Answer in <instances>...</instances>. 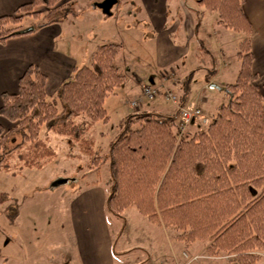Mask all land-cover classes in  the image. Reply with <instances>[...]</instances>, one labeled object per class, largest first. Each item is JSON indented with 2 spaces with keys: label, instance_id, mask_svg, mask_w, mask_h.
Returning a JSON list of instances; mask_svg holds the SVG:
<instances>
[{
  "label": "trees",
  "instance_id": "1",
  "mask_svg": "<svg viewBox=\"0 0 264 264\" xmlns=\"http://www.w3.org/2000/svg\"><path fill=\"white\" fill-rule=\"evenodd\" d=\"M244 1L195 0L215 12L219 25L243 34L236 52L238 74L225 85L228 101L218 105L205 129L183 132L177 141L178 107L135 111L126 116L107 155L94 154L86 133L93 122L109 120L105 99L126 78L117 64L121 44L100 43L90 63L74 66L54 96L47 95L46 74L33 63L18 77L15 92L0 93V116L11 123L8 129L0 124V171L9 172L12 160L19 168L40 169L56 156L39 137L44 125L72 139L96 167L108 160V212L120 216L133 206L184 243L207 241L209 255L256 264L264 248V83L253 68L252 24ZM68 11L61 0L24 2L0 15V43L58 22ZM28 15L42 20L26 27ZM15 131L21 142L6 149Z\"/></svg>",
  "mask_w": 264,
  "mask_h": 264
},
{
  "label": "rangeland",
  "instance_id": "2",
  "mask_svg": "<svg viewBox=\"0 0 264 264\" xmlns=\"http://www.w3.org/2000/svg\"><path fill=\"white\" fill-rule=\"evenodd\" d=\"M102 1L72 0L70 4L74 7L75 12L68 11L70 15L64 22L67 33L75 30L79 23L86 28L92 24L95 31L101 30V39H98L100 44L106 40L120 42L119 34L122 32L126 50H131L134 55L140 56L150 63H153L155 58L157 60L155 62H159L161 59L162 65L159 67L156 64L158 70L154 79L165 72L176 71L175 78L174 76L167 77L163 81L164 87L168 86V83V87H172L173 91L170 89L168 91L175 95L176 101H178L180 92H184L185 87L183 88V86L187 82L190 83V104L193 106L195 101L200 100L199 107L205 113L207 122H200L199 127L205 128L214 117L215 106L222 102L226 103L228 97L226 93L219 92L214 87L204 90L202 87L209 78V74L214 73V71L210 72L214 67L218 75L217 83L222 82L221 80L234 82L240 65L236 52L243 34L217 25L214 21L215 12L206 11L209 16L205 17L204 22L208 19L210 34L209 37L205 34L202 38V46L198 44L200 46L199 51L195 45L192 50H188L187 54L185 52L181 54L182 49L184 51L190 47L183 45L182 41L180 43L174 41L171 46L163 47L161 53L158 52L157 56H154L155 39H149L150 36L154 35V25L147 23L145 28L139 23H136L137 26L134 28L129 22H122L119 24L120 26L115 25L116 18L114 16L109 17L110 15L103 14L100 8L96 12L91 10L93 5L98 6ZM138 1L119 0L112 14L115 15L116 7H118L121 17H125L128 8V11L132 13L129 19L137 21L141 19L140 14H142ZM173 1L177 3V0H165L164 2V7H169L167 10L168 18L171 16V2ZM189 3H192V7L199 6L195 0H188V6H190ZM102 16L106 18L104 23L100 20ZM41 20L42 16L34 18L28 15L23 19V23L27 27ZM95 23L97 24L96 27L94 26ZM166 23H168V19ZM127 24H129V29L124 31ZM143 35L147 37L146 43L138 44V37ZM218 45L221 46V49H218ZM165 48H168V52L164 51ZM124 57L125 52H121L117 64L125 75L130 76L137 63L129 58L124 60ZM169 60H173V63L166 65ZM89 63L90 61L86 64ZM176 78L178 81L173 87L170 82ZM126 81L105 99L104 106L107 109L109 120L107 122H93L91 130L86 133V137L92 141L93 153L96 155H107L110 143L120 132L126 116L145 108L141 106L142 102L145 104L148 102L150 106L152 103L155 105L154 101L158 100V102L166 101V103L171 102L172 105H175L172 101L165 99L162 94L152 99L144 97L132 105L131 103L139 96L144 85H154L156 82L144 79L146 84H143L138 92L135 89V82L129 88L130 86H127ZM160 82L161 80L158 83ZM162 87L159 88L162 89ZM162 93H165L164 89ZM47 95L54 96L55 94L49 93ZM218 95H221L222 100ZM177 105L179 104L175 106ZM59 109H61L60 105ZM148 111L154 112L155 110ZM4 119L0 116V123L3 122L5 124L4 129H8L11 123L6 119L4 121ZM191 124L186 127L184 132L191 130ZM39 137L46 139L47 143L54 148L55 157L51 158L40 169L19 168L17 166L20 163L12 160L13 167L9 172L0 171V264H49L50 261L51 264H57L58 261L62 262L64 257L68 256L67 254H72L77 259L81 249L84 257L93 260L96 256L94 251L97 252L96 249L104 245L103 238L104 235H107L103 230L109 231L111 245L115 251L116 249L120 250L125 243L137 245L140 246L139 248L147 250L152 259L151 254L155 258L157 253L154 254V251L157 249H160L164 254V252H169L170 246H173L174 251L179 250L177 252H179L180 263L184 262L180 254L184 242L165 237L163 228L149 222L135 207L131 206L125 209L120 216L106 210L104 200L110 184L107 159H101L99 166L96 167L91 164L88 155L72 139L49 131L44 125L39 130ZM21 139L19 131L11 133L5 143L6 149H12L21 142ZM12 170L15 172L14 174L11 173ZM60 179L65 181L55 184ZM137 237L141 239L137 240ZM80 246L81 249H79ZM202 247L203 241H195V249ZM139 251L141 250L139 249ZM259 254L260 257L256 264H264V248L259 251ZM122 255L124 254L116 253L115 261H120ZM137 256L135 255V257ZM102 257L105 258L104 255ZM211 261L201 258L194 261L193 264L223 263L221 260L219 262L218 260ZM222 261L225 264L229 262V260L227 262H225L226 260ZM229 264H233V262Z\"/></svg>",
  "mask_w": 264,
  "mask_h": 264
},
{
  "label": "crops",
  "instance_id": "3",
  "mask_svg": "<svg viewBox=\"0 0 264 264\" xmlns=\"http://www.w3.org/2000/svg\"><path fill=\"white\" fill-rule=\"evenodd\" d=\"M27 1L29 0H0V15L13 13L20 4ZM71 1L72 0H61V3L69 6V12L74 13L75 9L70 4ZM164 2L165 0H139L138 4L141 6L142 13L140 14L141 19L133 21L132 19H129L132 13L128 11V8L126 9L127 11L125 13V17H121V12L118 7H116L115 15L112 14L114 7L119 3V0H115L110 8V14L108 15H110L109 17L114 16L116 18L115 25L118 26H120L119 24L122 22H129L132 28L137 26L136 23H139L145 28L147 26V23H152L154 25L155 32L153 36L149 37V39H155V48L153 51L154 56H157L158 52L161 53L163 47L171 46L174 41L176 43H180V41H182L183 45L190 47L189 49H185L184 51L182 49L181 54H183L184 52L185 54H187L188 50H192L195 45L197 51H199V47L202 46L203 42L202 38L205 36V34L207 37H209L210 34V23L208 19H206V21L204 22L205 17L209 16L207 15L208 11L204 10L202 6L192 7V3H189L190 6H188V0H177V3L174 1L171 2L172 12L171 16L168 18L167 10L169 7L165 8ZM99 4L98 6L93 5L91 10L96 12V10L100 8ZM243 7L247 17L252 24L251 40L255 57L253 68L258 74L259 82L264 83V0H245ZM103 14L106 13L103 12ZM69 15L70 14L67 12L58 22L42 25L35 31L19 36L10 37L3 43H0L1 92H15L17 90L18 77L21 75L28 64L33 63L46 74L45 88L47 94H55L61 83L69 77L74 66L83 65L84 63L86 64L88 63V61H90V57L94 48L99 44L98 39H101V30L95 31L92 24L91 26H89V28H86L79 23V26L75 27V30L67 33L64 27V22L65 20H67L66 18ZM167 19L168 23H166ZM100 20H102L103 23L106 22V18L103 16L102 19L100 18ZM214 21L217 25H219L216 22V17L214 18ZM129 24L125 25L124 31L126 29H129ZM94 26L96 27L97 24L95 23ZM166 26L168 27L166 28ZM121 33L122 32H120L119 34V37L121 38V41L119 42L121 44L120 53L125 52L124 60L129 58L137 63L134 67V71L131 72L130 76L125 75V81L127 80L126 83H128L127 86L129 87L131 84H133V82H135V89H137L138 91V89L140 90L143 84H146L144 79H148L150 82L154 80V83L156 82V84H158L161 75L160 77L158 76L157 79L154 78H156L155 76L158 70L156 68V64L159 67L162 65L161 59L159 62H155L157 61L155 58L153 60L154 62L150 63L148 62V60L144 58L143 60L140 56L134 55L131 50H126V44L122 38ZM146 38L147 37L145 35L138 37V44L146 43ZM106 42L114 41L106 40ZM218 47V49H221V46L218 45ZM164 51L168 52V48H165ZM88 57L89 60H87ZM169 63L172 64L173 60H169L166 65ZM213 71L214 73L209 74V78H207V80L205 81L204 86L202 87L203 90L206 88L210 89L211 82L217 83L218 75L215 67L214 69L210 70V72ZM169 72H173L174 78L176 77L175 70ZM176 81H178L177 78L174 81H171V86L174 87ZM221 81L222 82L217 83L220 86H225L227 83H232L228 82L227 80ZM167 85L169 86V83ZM168 86L167 88L172 90V87L170 88ZM184 87V92H180L177 102L181 104L184 103V105H191V101L189 100V96L191 95V85L189 82H187L183 86V88ZM129 88H131V86ZM218 91L224 94L226 93L225 91ZM220 96L221 95H218V97L222 100V97ZM154 102L156 104L154 105V103H152L150 104V106L148 105V102L146 104L142 102L141 106L145 107L143 110H155L158 112H168L172 109V107H177L175 105H172L171 102H158V100ZM199 102L200 100L198 99L197 101H195V105L193 104V106L199 107ZM218 105L220 104H217L215 106L216 109ZM203 115H205V113H203ZM200 122L206 123V117L204 116L203 120H196L192 122V124L190 125L191 130L187 132L192 134L195 131L205 129L206 127H199ZM0 124H2L3 126L5 125L3 122ZM178 139L179 138L177 137V140ZM158 226L163 228V234L165 235V237H167L168 239H177L176 232L165 228L163 225ZM103 231H105L107 235H104L103 238L104 245L98 247V249H96L97 252L94 251V254H96V256H94L93 260H88L86 256L84 257L83 250L81 249L82 247L80 246L79 249H81V251L78 253L79 257L77 259L72 254L66 253L68 256L64 257V260L62 262L58 261L57 264H193L194 261L201 258H204L210 262H212L211 260H218V262L219 260H221V262H223L221 264H225L222 260H226L225 262L229 260L228 264L232 262L230 255H209L206 251V247L208 245L207 241H203V247L199 249L194 248L195 242L188 244L184 243V247L181 246L182 250L180 252L182 259L184 260L183 263H180L179 261V252H177L179 250L176 249L174 251L175 248L173 246H170V250H168L169 252H164V254L160 249H157L156 251H154V254L157 253L155 258L153 254H151L152 259L149 257V253L147 252V250L139 248L140 246L137 245H127L125 243L124 246L120 248V250L116 249L115 251V249L111 245L109 231ZM140 239L141 238L137 237V240ZM128 243H130V241ZM139 249L141 251H139ZM142 250H144L145 252ZM116 253L124 254L122 255L123 257L121 256L120 261H115ZM103 255L105 256V258L102 257ZM135 255L138 256L135 257ZM49 264H51V261Z\"/></svg>",
  "mask_w": 264,
  "mask_h": 264
},
{
  "label": "built area",
  "instance_id": "4",
  "mask_svg": "<svg viewBox=\"0 0 264 264\" xmlns=\"http://www.w3.org/2000/svg\"><path fill=\"white\" fill-rule=\"evenodd\" d=\"M172 76H174L173 72H168V73L165 72L161 75L160 77L161 82L158 83L157 85H151V84L144 85L141 88L142 90L139 96H137V98H135L131 104L135 105L137 101L141 100L144 97L152 99L155 98V96L162 94V96L165 99L172 101L176 105L177 101L175 95L171 91H168L167 86L166 87L163 86L164 85L163 81H165L167 77H172ZM159 87L160 88L162 87V89H160ZM163 89L165 91L164 94L162 93ZM177 107L179 109V120H178V130H179L178 138H179L190 123L196 120H203L204 115L202 109L197 106L177 105Z\"/></svg>",
  "mask_w": 264,
  "mask_h": 264
},
{
  "label": "water",
  "instance_id": "5",
  "mask_svg": "<svg viewBox=\"0 0 264 264\" xmlns=\"http://www.w3.org/2000/svg\"><path fill=\"white\" fill-rule=\"evenodd\" d=\"M115 0H104L102 3L99 4L101 10L106 13V14H110V8L112 6V4L114 3ZM210 86L211 87H214L216 88L217 90H221V91H227V88L226 86H220L218 85L217 83H214V82H211L210 83ZM65 180L63 179H60V180H57L55 182V184H58V183H61V182H64Z\"/></svg>",
  "mask_w": 264,
  "mask_h": 264
}]
</instances>
